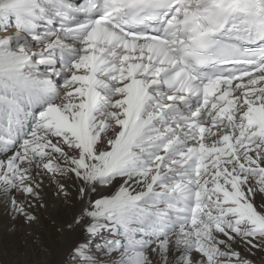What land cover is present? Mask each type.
Instances as JSON below:
<instances>
[{"label": "snow or ice", "instance_id": "1", "mask_svg": "<svg viewBox=\"0 0 264 264\" xmlns=\"http://www.w3.org/2000/svg\"><path fill=\"white\" fill-rule=\"evenodd\" d=\"M74 208L64 264L264 253V0H0V200ZM245 249L250 255H243Z\"/></svg>", "mask_w": 264, "mask_h": 264}, {"label": "bare ground", "instance_id": "2", "mask_svg": "<svg viewBox=\"0 0 264 264\" xmlns=\"http://www.w3.org/2000/svg\"><path fill=\"white\" fill-rule=\"evenodd\" d=\"M76 207L78 204H74L71 197L60 198L55 186L45 181L44 207L38 212L39 222L26 226L19 218L12 220L0 200V264H64L69 244L79 231L71 236L62 234L51 221L62 223L71 219ZM253 251L254 264H261L264 253ZM241 252L250 255L245 249Z\"/></svg>", "mask_w": 264, "mask_h": 264}, {"label": "rangeland", "instance_id": "3", "mask_svg": "<svg viewBox=\"0 0 264 264\" xmlns=\"http://www.w3.org/2000/svg\"><path fill=\"white\" fill-rule=\"evenodd\" d=\"M261 264H264V256H263V260L261 261Z\"/></svg>", "mask_w": 264, "mask_h": 264}]
</instances>
